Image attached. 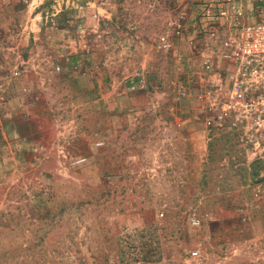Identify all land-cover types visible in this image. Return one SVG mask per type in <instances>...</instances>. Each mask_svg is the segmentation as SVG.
<instances>
[{
  "label": "rangeland",
  "instance_id": "rangeland-1",
  "mask_svg": "<svg viewBox=\"0 0 264 264\" xmlns=\"http://www.w3.org/2000/svg\"><path fill=\"white\" fill-rule=\"evenodd\" d=\"M232 2L0 0V264H264V140L217 126L207 31L264 0Z\"/></svg>",
  "mask_w": 264,
  "mask_h": 264
},
{
  "label": "built area",
  "instance_id": "built-area-1",
  "mask_svg": "<svg viewBox=\"0 0 264 264\" xmlns=\"http://www.w3.org/2000/svg\"><path fill=\"white\" fill-rule=\"evenodd\" d=\"M238 1L241 2L233 0L228 9L233 15L242 16L248 11ZM215 5L212 2H202L201 15L212 16V6ZM101 9L103 7H94L93 16L97 18ZM220 13L224 14V11L221 10ZM207 31L214 37H218L217 32L226 31L221 39L224 48L222 58L232 62L227 88L223 90L225 95L217 102V126L223 127L226 117L230 113H236L244 123L247 136L256 138L258 135L264 140V18L245 23L234 22L225 29L220 26L209 27ZM162 46L167 47L168 43L164 42ZM143 86L142 80L138 81V87ZM262 188L264 190V184Z\"/></svg>",
  "mask_w": 264,
  "mask_h": 264
}]
</instances>
